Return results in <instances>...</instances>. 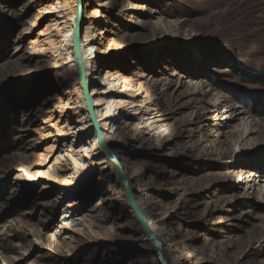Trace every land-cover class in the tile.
<instances>
[{
	"label": "rangeland",
	"instance_id": "rangeland-1",
	"mask_svg": "<svg viewBox=\"0 0 264 264\" xmlns=\"http://www.w3.org/2000/svg\"><path fill=\"white\" fill-rule=\"evenodd\" d=\"M234 67L264 77V0H0V264H167L146 201L186 264H264V117L216 80L264 83Z\"/></svg>",
	"mask_w": 264,
	"mask_h": 264
},
{
	"label": "bare ground",
	"instance_id": "bare-ground-1",
	"mask_svg": "<svg viewBox=\"0 0 264 264\" xmlns=\"http://www.w3.org/2000/svg\"><path fill=\"white\" fill-rule=\"evenodd\" d=\"M80 20H81V17H80ZM78 45H79V49L83 48L84 42H82V44L78 43ZM86 49L89 51V44L86 45ZM80 53H81V51H80ZM86 54L87 53H85V55ZM89 56L91 57V53L89 54ZM83 67H84L85 79H86V82L88 83L89 81H91V79H93L92 77L94 75V68L92 65L91 66H89V64L87 65V63H85L83 65ZM99 117H100L102 122L105 121L104 116H99ZM153 126H155V125H153ZM156 130L157 129H154V131H156ZM144 134L147 135V137H149L150 133L144 132ZM223 137L224 136L222 135V136L218 137L217 139L213 140L211 147H213V148L226 147L228 145V141L225 138L223 139ZM149 141H151L150 137H149ZM111 145L112 146H115V145L124 146V143L121 140H119L118 143H116L115 140L113 138H111ZM109 150L111 151V154L116 153L112 149V147ZM163 150H166V148ZM116 154H117V157L120 161L119 160L117 161V159H116L113 163L108 164L107 167L108 168H114L115 166H118L121 164V162H123L126 165V167L128 168L129 159H131V155L129 153H126L127 157H125L122 153L117 152ZM134 167H136L137 168L136 170H138V166L134 165ZM67 170L68 169H66L65 172H68ZM109 171H111V170L106 169L103 172H102V170L100 172L101 173H107ZM130 176H131V179L133 180L135 188L137 190L138 189L137 188L138 175L136 173L130 172ZM149 176H150V173L147 175V172L146 173L141 172V167H140V163H139V193L142 192V190L145 191L146 189H148L149 185H148L147 181H149V179H148ZM57 184H58V186H60L59 188L62 191L63 190L66 191L67 189L68 190L73 189L75 186L70 180H67V179L66 180H64V179L60 180L57 182ZM140 202H141V200H140ZM141 205L143 207V210L145 211V213L148 216L149 222H150V224H151V226L155 232V235L162 242L164 259H165L166 263L167 264H186V257L182 255L183 251H180L179 247H177V245H175L176 242L172 238V235L169 233V230L162 226V222L159 220V218H158V222L157 221L156 222L151 221L150 216H152L151 215L152 213L150 210L151 207L148 204V202L147 201L145 203L141 202ZM156 226H158L159 228ZM168 244H170V245H168Z\"/></svg>",
	"mask_w": 264,
	"mask_h": 264
},
{
	"label": "trees",
	"instance_id": "trees-1",
	"mask_svg": "<svg viewBox=\"0 0 264 264\" xmlns=\"http://www.w3.org/2000/svg\"><path fill=\"white\" fill-rule=\"evenodd\" d=\"M235 74L242 80L244 83L249 84H260L264 83V77L259 74L255 73L249 69L245 68H233ZM218 88L225 89L230 93L234 94L235 96H239L240 93L242 94L239 97V100L257 117H264V92L260 91H247V92H238V90L234 89L231 85L227 84V82L223 79L216 80Z\"/></svg>",
	"mask_w": 264,
	"mask_h": 264
},
{
	"label": "water",
	"instance_id": "water-1",
	"mask_svg": "<svg viewBox=\"0 0 264 264\" xmlns=\"http://www.w3.org/2000/svg\"><path fill=\"white\" fill-rule=\"evenodd\" d=\"M77 20H78V22L80 21V8H78ZM76 36H77L78 43H80V38H81V30H80V28L77 29Z\"/></svg>",
	"mask_w": 264,
	"mask_h": 264
}]
</instances>
